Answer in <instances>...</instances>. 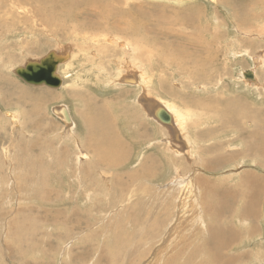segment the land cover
Returning a JSON list of instances; mask_svg holds the SVG:
<instances>
[{
	"label": "rangeland",
	"instance_id": "374dc122",
	"mask_svg": "<svg viewBox=\"0 0 264 264\" xmlns=\"http://www.w3.org/2000/svg\"><path fill=\"white\" fill-rule=\"evenodd\" d=\"M14 3L0 0V264L259 263L262 248L238 238L239 218L222 256L211 232L227 225L215 201L229 188L245 201L259 191L254 176L264 179V0ZM124 44L143 54L142 71ZM50 52L65 58L60 88L15 73ZM157 105L183 117L172 132ZM191 139L199 155L165 152ZM197 182L214 193L201 194L203 210ZM251 202L258 216L245 230L264 235V194Z\"/></svg>",
	"mask_w": 264,
	"mask_h": 264
},
{
	"label": "bare ground",
	"instance_id": "6f19581e",
	"mask_svg": "<svg viewBox=\"0 0 264 264\" xmlns=\"http://www.w3.org/2000/svg\"><path fill=\"white\" fill-rule=\"evenodd\" d=\"M21 1H25V0H14V4H16V6L17 5H19V3L21 2ZM139 30V29H138ZM140 40V39H139ZM142 44V43H141ZM124 46H126V48H127V50H129V51H131V54H132V56H134V57H132V64H133V66L135 67L136 65H137V63H138V67L137 68H139L140 69V71H142L143 69H144V66L142 65V63H141V61H140V59H143L142 57H143V54H140L139 56H137V52L135 51L136 49L135 48H133V49H130V46L128 45V44H124ZM138 46V45H137ZM123 48V47H122ZM125 48V47H124ZM140 48V47H139ZM144 49V48H143ZM138 50H140V49H138ZM123 52H124V50H123ZM54 55L55 56H57L58 58L60 57V55H57V54H55L54 53ZM148 55V54H147ZM125 56V55H124ZM60 58H62V57H60ZM255 60V59H254ZM258 61V60H257ZM125 62H127V60L125 61ZM255 62V61H254ZM63 63V62H62ZM61 63V64H62ZM127 65V64H126ZM129 67V66H128ZM127 68V67H126ZM138 69V70H139ZM249 71V70H248ZM251 71V70H250ZM247 72V71H246ZM245 72V73H246ZM254 74V73H253ZM242 75H245L244 74V72L242 73ZM57 76H58V78L60 79V80H62V77L58 74V71H57ZM135 77V76H134ZM121 78V77H120ZM124 79H125V82L127 83V84H135V83H137V81L134 79V78H132V79H128V78H125L124 77ZM248 79V78H247ZM254 79H255V76H254ZM253 79V80H254ZM251 80V79H250ZM63 81V80H62ZM124 81V80H123ZM138 85V84H137ZM247 85V84H246ZM247 86H249V85H247ZM204 87L205 86H202V89L204 90ZM210 92V91H209ZM164 108L168 113H169V115H170V117H171V122L170 123H166V122H164V120H161L160 118L158 119V117H156V119L161 123V124H163L162 125V127H166V128H169L170 129V131L172 132V124H173V116L175 115V119L176 118H178V121H177V123L179 124L180 123V121L181 120H183V117L181 116V115H176L175 113H173L172 111L171 112H169L164 106H161V105H157L155 108H154V115H155V112L159 109V108ZM213 111V110H212ZM56 113H57V116H59L60 118H61V120H63V121H65V122H67V120H66V116H65V113L67 112V114H68V116H69V118H70V122H69V131L68 132H71L72 131V127H73V125H74V121L72 120V117H71V113H70V111H69V109L66 107V108H61L60 107V109L59 110H56L55 111ZM172 113V114H171ZM16 116V115H15ZM14 118V117H13ZM206 118H208V119H210V120H224V119H222L221 118V115H219V116H217V113H215V112H206ZM227 120H230V119H228V118H226ZM233 119V115H232V117H231V120ZM230 120V122H232ZM65 124H67L68 125V123H65ZM167 125V126H166ZM190 132V131H189ZM64 133V132H63ZM183 135H184V138L185 139H187L188 137H190V135H189V133H188V129H184L183 130ZM261 135V137L263 138L264 137V134H263V132L260 134ZM229 138V137H228ZM219 139V138H218ZM238 140V138H236V141ZM238 142H239V140H238ZM220 142H217L216 144H219ZM235 141H233V140H231V141H229V139H228V144L227 145H229V144H231V145H235ZM197 145V149H198V151H200L199 150V141H192V139H191V142H190V144L189 145H183L181 148H179V149H177V150H170L169 149V146H170V144H166V148H165V152H168V153H170V154H172V153H177V154H179V155H185L186 157H188V158H190V157H194V156H196V155H199V154H197V153H199V152H197L196 151V153H193L191 150H190V147H192V149H193V146H191V145ZM206 144V143H205ZM239 145H242V143H240L239 142ZM253 150L254 151H257V149L256 148H253ZM259 153L262 155V154H264V151H262L260 148H259ZM207 153H209V152H207ZM201 154V153H200ZM244 155V152L243 151H240V153H239V156L240 157H242ZM219 158H220V156L219 157H214L213 158V160H212V164H213V166L215 167V166H217V164H218V162H219ZM224 162H226V160L224 161ZM209 166H210V163L209 164H207V168L208 169H210L209 168ZM131 179H132V177H130ZM254 179L255 180H257V182H258V186H259V191H254V192H252L251 193V200H254V199H256V198H258V196H259V194H260V192H261V194L263 195L264 194V179L263 178H258V177H256V176H254ZM224 184H225V182L224 181H222ZM196 185H198V186H200L202 189H200V196H199V198H198V208H200V210H203V207H202V196H201V194L204 192V190H208V191H210V192H212L211 191V186L209 185V184H207V183H200V182H197L196 183ZM224 187L225 186H223V188H221V189H219V191L220 192H222L223 191V189H224ZM237 188L238 189H240L241 188V186H237ZM213 193V192H212ZM213 195H214V193H213ZM238 197H241V200L239 201V203L237 202V199H238ZM247 196H244V195H242L241 194V192H237V190H234L233 188H229L227 191H226V193L222 196V197H220V198H218L216 201H215V205L217 206V208H219V209H221V208H228V207H231V206H235L236 207V216H237V218H239V220H240V226H241V228L242 227H244V229H241L240 231H239V233H238V238H244V235H245V233H246V230H245V224H246V222H248V221H250L251 219H252V217L254 218V219H256L257 218V216H258V205H257V203H252L251 202V200H250V198H249V200H245L244 201V199L246 198ZM243 201V204L241 205L240 204V202H242ZM142 208H141V204H138V206H137V211L139 210H141ZM154 210H156L157 211V209H154ZM240 212H242V214H240ZM159 216H160V214H159ZM153 217V216H152ZM156 220H158L159 218H156V217H154ZM162 218V216L160 217V219ZM226 221V220H225ZM259 241H261V242H264V235H263V237H261L260 239H259ZM229 243H226V244H219L218 245V256H222V254L226 251V250H231V247H230V245H228ZM172 262H174V260H172Z\"/></svg>",
	"mask_w": 264,
	"mask_h": 264
},
{
	"label": "water",
	"instance_id": "95a60500",
	"mask_svg": "<svg viewBox=\"0 0 264 264\" xmlns=\"http://www.w3.org/2000/svg\"><path fill=\"white\" fill-rule=\"evenodd\" d=\"M56 54V53H55ZM62 57V56H60ZM58 58L53 52L47 54L44 58L39 61H30L24 67H19L15 70V73L27 84L33 86H47L52 89L60 88L62 80L57 76V71L65 58ZM245 77L253 80L254 74L252 71H247ZM67 123L70 122V118L65 113ZM155 116L164 120L166 123L171 122L169 113L164 108H159L155 112Z\"/></svg>",
	"mask_w": 264,
	"mask_h": 264
},
{
	"label": "crops",
	"instance_id": "0c3cea01",
	"mask_svg": "<svg viewBox=\"0 0 264 264\" xmlns=\"http://www.w3.org/2000/svg\"><path fill=\"white\" fill-rule=\"evenodd\" d=\"M233 120H236L235 119V116H233ZM251 193H250V197H249L250 199H251ZM249 198L247 200H249ZM258 198H259V196H258ZM258 198L254 199V200H257ZM231 207H233V209H232V216H231V220H229V219H226V218H222V216H221V211L224 208L219 209V208H217L216 205H214V208H215V212L214 213H215L216 221L217 222L224 223V224H227V225L225 227H219V225H216V226L213 227L212 232H211V237H212V239H214L213 242H216V243H219V244H226L227 243V242H221L223 240L222 238L224 236H227L229 234L230 231L229 232H227V231L230 228H232V226L230 225V223L231 222L233 223V221L237 218L236 212H235V206H231ZM228 208H230V207H228ZM240 214H242V212H240ZM151 219H152V222L150 224H148V226H151L153 222L157 221L154 217H151ZM256 236H258L257 237L258 240H256ZM261 237H263V234H261V233L258 234V229H255V228L252 227V225H250V228L246 229V233L244 235V241H252L253 240L254 244L258 248H260V250L262 248V252L260 254L264 256V242L259 241V239ZM218 245H217V248H218ZM217 254H218V252H217ZM257 255H258V253H256L254 256H252V258H255V261H258L259 260V263L257 262L256 264H264V261L260 259L263 256H260V255L257 256ZM180 258H181V256L174 257L172 259V260H174V264H175V262H177V264H178L179 263L178 261L180 260ZM233 260L236 261L237 259L234 256H232L231 257V262L232 263H234ZM231 262L228 260L227 263L228 264H232ZM186 263H189V260L188 259H185L184 260V264H186ZM247 264H250V263H247Z\"/></svg>",
	"mask_w": 264,
	"mask_h": 264
}]
</instances>
